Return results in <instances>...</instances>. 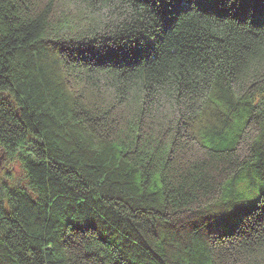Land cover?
<instances>
[{"label": "trees", "instance_id": "1", "mask_svg": "<svg viewBox=\"0 0 264 264\" xmlns=\"http://www.w3.org/2000/svg\"><path fill=\"white\" fill-rule=\"evenodd\" d=\"M62 1L0 0V264H264V0Z\"/></svg>", "mask_w": 264, "mask_h": 264}, {"label": "rangeland", "instance_id": "2", "mask_svg": "<svg viewBox=\"0 0 264 264\" xmlns=\"http://www.w3.org/2000/svg\"><path fill=\"white\" fill-rule=\"evenodd\" d=\"M63 1L66 2L67 0H63ZM70 1L73 3L72 6H76V8H79V9H84V6L81 5V2H79L80 4H78L76 0H70ZM189 4L190 3L186 4V6H188ZM197 6L201 10L206 9L209 6H213L216 9L217 13L221 12V10L217 9L215 0H197ZM105 15H106V10L101 11L98 14L92 15V18L94 20L93 24L96 25V27H100V25H101L100 23H102V20L105 17ZM168 107H170L169 103H168V105L165 106V108L162 109V111H165L166 113L168 112L169 115L171 116L170 109ZM170 116H169V118H170ZM0 172L2 173V176H4V178H7L5 172L8 173L7 175H8L9 179H11V177L15 178L17 180L23 178L22 170H21L19 164L15 163V161L6 160L5 162H0ZM251 199H252V197H251Z\"/></svg>", "mask_w": 264, "mask_h": 264}]
</instances>
